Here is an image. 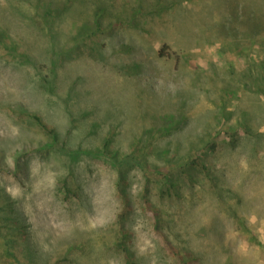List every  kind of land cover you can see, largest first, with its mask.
Segmentation results:
<instances>
[{"label":"rangeland","instance_id":"374dc122","mask_svg":"<svg viewBox=\"0 0 264 264\" xmlns=\"http://www.w3.org/2000/svg\"><path fill=\"white\" fill-rule=\"evenodd\" d=\"M145 202L264 264V0H0V264H179Z\"/></svg>","mask_w":264,"mask_h":264},{"label":"trees","instance_id":"16d2710c","mask_svg":"<svg viewBox=\"0 0 264 264\" xmlns=\"http://www.w3.org/2000/svg\"><path fill=\"white\" fill-rule=\"evenodd\" d=\"M47 14H50V12H47ZM163 51V50H162ZM28 114L44 129H46L47 131H49V133L53 136L56 135V131L55 129L50 126L44 119L43 117L36 113V112H31L29 111ZM223 132H228L227 130H223ZM230 135H235V132H230ZM108 140L106 141L105 145H107ZM125 199V202L123 203V208H121V211L118 214V220L119 223L121 225V232L124 235V238H126V235H128V229L127 226L125 224V210L127 209L126 207L128 206V198L126 195L123 196ZM127 199V200H126ZM147 204V209L150 211L151 213V217H152V221H153V227L155 228V230L159 233V235H162L161 238L164 241L163 244H165V247L178 258L179 264H194V261L198 260V258L196 256H194L191 253H186V254H180L178 249L174 246V244L172 243V241L166 236V234L164 233L163 227L160 225L161 221L160 219L157 217L158 214V209L149 204L148 202H145ZM126 208V209H125ZM20 234L22 236H24L26 234V232L23 230V232H20ZM128 239V238H127ZM126 251V250H125ZM130 257L127 258V260H129ZM201 264V263H198Z\"/></svg>","mask_w":264,"mask_h":264}]
</instances>
